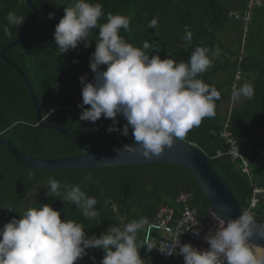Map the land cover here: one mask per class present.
Here are the masks:
<instances>
[{"label": "trees", "instance_id": "obj_1", "mask_svg": "<svg viewBox=\"0 0 264 264\" xmlns=\"http://www.w3.org/2000/svg\"><path fill=\"white\" fill-rule=\"evenodd\" d=\"M34 7L46 14L53 13L54 24L33 13L25 0H0V25L7 24V14L15 12L25 17L19 27L10 26L11 35H5L0 28V51L6 45L26 34L41 31L54 38V25L64 15L65 7L72 6V0H31ZM103 6L104 16L99 23L107 21L108 14L130 17V30H121V35L136 47L144 41L154 44L157 50L151 54L162 60L171 58L187 62L197 46L208 47L213 67L202 74L206 84L215 87L221 94L216 101V115L205 118L199 127L193 128L184 140L203 154L218 177L228 187L234 198L243 207L251 190L235 162L224 154L227 144L218 137L225 119V103L228 100L232 76L236 67L237 51L224 43L222 34L229 28L227 14L232 9L226 0H90ZM243 9L245 0L239 3ZM153 17L159 21L157 29H149ZM257 47L247 51L240 64L243 82L251 83L255 95L237 102L228 121V131L240 149L246 150L254 174L262 181L264 188V141L256 133L264 131V8L254 12L251 25ZM185 26L192 32L191 45L184 39ZM98 30L90 34V47L83 44L76 49L60 53L55 42L41 35L33 36L5 53V57L16 65L27 78L47 126H56L67 131L80 144L92 151H103L134 142L131 128L127 137L120 132L107 133L112 123L103 116L95 122L80 121L82 85L79 77L87 74L92 81L89 68L90 54L95 50ZM150 54V55H151ZM214 54V55H213ZM77 61L73 63V61ZM104 66H101L103 70ZM85 108L90 106L85 105ZM117 127L126 121L117 116ZM0 132L18 151L39 160H54L80 157V153L61 134L45 130L36 121L35 107L20 77L0 58ZM217 152L223 156L217 157ZM50 177L61 185H78L87 196L97 200L98 216L89 220L83 217L81 209L62 202L64 188L59 195H38V187L48 190ZM190 192V207L196 211L197 220L204 221L209 206L191 176L176 167L165 165H141L123 168L92 169L80 171L34 172L17 164L4 148H0V207L6 222L32 207L50 204L61 213V219L82 224L87 235L99 236L116 225V215L124 217V223L146 217L149 221L160 206H174L180 193ZM38 198L32 202V197ZM142 232L138 243H143ZM88 255L75 264H96L103 258L102 249H88ZM143 264H164L153 250L138 249Z\"/></svg>", "mask_w": 264, "mask_h": 264}, {"label": "clouds", "instance_id": "obj_2", "mask_svg": "<svg viewBox=\"0 0 264 264\" xmlns=\"http://www.w3.org/2000/svg\"><path fill=\"white\" fill-rule=\"evenodd\" d=\"M48 16L52 18L53 13ZM103 16L102 4L72 0V6L65 7L53 33L55 45L64 53L81 44L90 47L89 36L98 30L89 60L93 79L87 81V74L79 77L82 85V103L77 105L81 109L79 120L95 125L103 116L112 120L107 133L117 131L125 137L131 128L134 143L123 148L145 158L159 157L175 141L184 140L205 118L216 115V101L221 94L198 78L214 66L210 50L195 47L187 62L162 60L151 54L154 49L159 51L154 44L144 41L142 47H136L121 35V30H130L129 16L108 14L107 21L101 24ZM6 19L7 24L0 25L5 35H11L10 26L19 28L25 21L23 15L15 12H9ZM158 24V19L153 17L148 28L157 29ZM184 39L191 45L192 32L188 26ZM254 95L251 83L233 85V101L251 99ZM117 116L126 121L120 128ZM62 187L63 203L79 207L86 219L98 216L96 198L87 196L78 185H61L50 177L46 193L59 195ZM218 208L224 210L227 206L218 205ZM214 216L218 223L204 237L206 250L181 244L178 238L172 242L170 254L182 256L184 264H264V257L256 255L250 242L253 237L264 239V223L258 225L248 210L227 221L216 213ZM198 223L194 221L187 228L196 236L200 235L199 230L192 226ZM153 228L148 218L141 217L113 225L99 236L87 235L82 224L62 220L59 210L43 204L27 209L19 218L13 217L0 227V264H75L92 248L103 250L99 264H143L138 249L145 247L151 251L155 247L147 241L138 243V234L150 233ZM89 259L96 264L94 256Z\"/></svg>", "mask_w": 264, "mask_h": 264}, {"label": "water", "instance_id": "obj_3", "mask_svg": "<svg viewBox=\"0 0 264 264\" xmlns=\"http://www.w3.org/2000/svg\"><path fill=\"white\" fill-rule=\"evenodd\" d=\"M264 8V0H259ZM27 7L35 14L48 19L54 24L53 18H49L48 14L37 10L32 4L31 0H25ZM54 25V29H55ZM41 35L46 37L50 42L54 43L52 39L46 33L41 31H34L26 34L20 39L9 43L0 51V58L8 67H10L24 83L29 97L35 107L36 121L41 128L45 130H51L63 135L80 153V157L66 158V159H54V160H39L24 155L18 151L9 140L0 137V148H4L10 157L21 167L34 171V172H57V171H80V170H92V169H108V168H123L129 166H141V165H165L172 166L184 170L187 172L199 191L204 196L209 206L210 212L214 215L221 216V218L227 221L228 218L235 219L240 214V205L234 198L228 187L218 177L207 158L201 154L196 148L190 144H186L181 141H175L173 146L165 151L159 157H153L151 159L145 158L138 153H133L123 148L124 145L116 146L103 151H92L82 144H80L74 137H72L67 131L56 126H47L43 123L41 110L39 104L32 93L30 84L22 73V71L10 62L5 53L19 44L23 43L27 39ZM257 137L264 141V131L256 133ZM132 143H127L131 145ZM218 205H226L227 208L221 210ZM257 224H262L264 221L256 220ZM6 223L4 215L0 207V227ZM254 248L264 249V239L253 237L250 241ZM264 257V256H263Z\"/></svg>", "mask_w": 264, "mask_h": 264}, {"label": "built area", "instance_id": "obj_4", "mask_svg": "<svg viewBox=\"0 0 264 264\" xmlns=\"http://www.w3.org/2000/svg\"><path fill=\"white\" fill-rule=\"evenodd\" d=\"M263 8L259 0H245L243 9L231 10L227 14L229 21L236 22L240 25V42L237 51L236 67L232 76V84L230 87L228 106L226 116L223 121L221 130L218 132V137L227 144V150L224 154L230 161L235 162L237 170L246 180L251 193L248 200L243 207H240V212L248 210L255 216L256 220L264 221V188L262 181L254 174L248 161L240 152L236 140H234L228 131V121L231 112L234 109L236 101H233L231 92L233 85L243 81V74L240 69V64L246 56V41L249 34V26L252 22L254 12ZM217 157L223 156L217 152ZM192 194L190 192L180 193L176 198L174 206H160L152 220L150 221L154 228L150 233L142 232L143 243L151 242L154 254L157 258L164 261V264H184L183 257L175 253L170 254L172 251L171 244L175 239L179 238L181 244L188 243L196 247L198 250H206L208 244L204 237L217 226L215 216L208 210L207 217L204 221H198L196 211L190 207ZM199 222L197 225L192 226L199 230L200 235L193 234L191 228H187L194 222ZM124 223V217L116 215V226ZM252 246V245H251ZM253 248L255 252L256 248ZM177 253L179 248L175 250Z\"/></svg>", "mask_w": 264, "mask_h": 264}, {"label": "rangeland", "instance_id": "obj_5", "mask_svg": "<svg viewBox=\"0 0 264 264\" xmlns=\"http://www.w3.org/2000/svg\"><path fill=\"white\" fill-rule=\"evenodd\" d=\"M234 1L237 4V3H239L240 0H234ZM226 3L228 5H230V0H226ZM232 6H233V4H232ZM257 23H258V20H256L255 25L253 24V25L249 26V34L247 36V51H251L254 48L256 49V47H257L258 41H256V39L258 38V36L253 35L254 34L253 28L257 25ZM236 24H237L236 22H232V21L228 24L229 27L231 28V33L228 37L225 38V40L223 39V41L225 43H227L228 45L231 46L232 50L236 48L234 41H235V37L237 38V34H235V30H232L233 27L236 26ZM229 43H231V44H229ZM243 83H244L243 81L238 82L237 87ZM239 101H237V102L239 103ZM241 153L246 158V155H247L246 150L241 149ZM46 191L47 190L45 189V187H42V186L38 187V195H45ZM45 196H47V194ZM37 198H38L37 196H33L32 202H34Z\"/></svg>", "mask_w": 264, "mask_h": 264}, {"label": "crops", "instance_id": "obj_6", "mask_svg": "<svg viewBox=\"0 0 264 264\" xmlns=\"http://www.w3.org/2000/svg\"><path fill=\"white\" fill-rule=\"evenodd\" d=\"M230 2L233 3V6H232L233 8H232V9L235 10V9H240V8H241L240 4H236L234 0H230ZM232 30H235V34H237V38L235 37V41H234V43H235V46H236L235 50L238 51L239 42H240V25L237 23L236 26L233 27ZM230 33H231V28L229 27V28H228V29L222 34V37H221L222 40H223V39L225 40V38L228 37V36L230 35ZM231 35H232V34H231ZM223 42H224V41H223ZM224 43H225V42H224ZM229 44H231V43H229ZM227 106H228V100H227L226 103H225V114H224V116H226Z\"/></svg>", "mask_w": 264, "mask_h": 264}, {"label": "bare ground", "instance_id": "obj_7", "mask_svg": "<svg viewBox=\"0 0 264 264\" xmlns=\"http://www.w3.org/2000/svg\"><path fill=\"white\" fill-rule=\"evenodd\" d=\"M255 253H256L257 256L263 257L264 256V249L256 248Z\"/></svg>", "mask_w": 264, "mask_h": 264}]
</instances>
